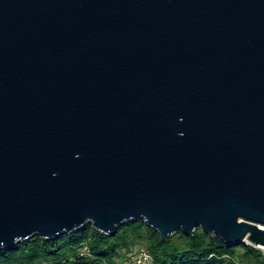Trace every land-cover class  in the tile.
Wrapping results in <instances>:
<instances>
[{"label": "water", "instance_id": "95a60500", "mask_svg": "<svg viewBox=\"0 0 264 264\" xmlns=\"http://www.w3.org/2000/svg\"><path fill=\"white\" fill-rule=\"evenodd\" d=\"M137 219L264 249V0H0V250Z\"/></svg>", "mask_w": 264, "mask_h": 264}, {"label": "trees", "instance_id": "16d2710c", "mask_svg": "<svg viewBox=\"0 0 264 264\" xmlns=\"http://www.w3.org/2000/svg\"><path fill=\"white\" fill-rule=\"evenodd\" d=\"M144 248L153 264H264V250L246 243H225L218 235L197 229L163 238L137 219L107 235L87 223L57 239L32 236L0 250V264H121Z\"/></svg>", "mask_w": 264, "mask_h": 264}, {"label": "built area", "instance_id": "2783aa9c", "mask_svg": "<svg viewBox=\"0 0 264 264\" xmlns=\"http://www.w3.org/2000/svg\"><path fill=\"white\" fill-rule=\"evenodd\" d=\"M121 264H153V260L149 252H147L146 249L141 248L124 258Z\"/></svg>", "mask_w": 264, "mask_h": 264}]
</instances>
